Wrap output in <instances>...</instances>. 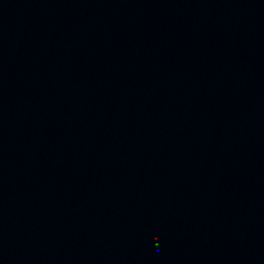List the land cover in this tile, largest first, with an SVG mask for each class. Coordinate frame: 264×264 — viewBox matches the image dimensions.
I'll list each match as a JSON object with an SVG mask.
<instances>
[{
	"label": "water",
	"instance_id": "obj_1",
	"mask_svg": "<svg viewBox=\"0 0 264 264\" xmlns=\"http://www.w3.org/2000/svg\"><path fill=\"white\" fill-rule=\"evenodd\" d=\"M0 264H264V0H0Z\"/></svg>",
	"mask_w": 264,
	"mask_h": 264
}]
</instances>
